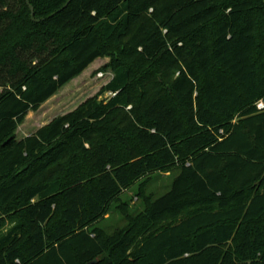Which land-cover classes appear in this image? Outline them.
I'll return each instance as SVG.
<instances>
[{
	"label": "trees",
	"instance_id": "16d2710c",
	"mask_svg": "<svg viewBox=\"0 0 264 264\" xmlns=\"http://www.w3.org/2000/svg\"><path fill=\"white\" fill-rule=\"evenodd\" d=\"M29 2L0 0V264H264V0ZM105 55L97 96L16 138ZM173 168L124 230L92 226Z\"/></svg>",
	"mask_w": 264,
	"mask_h": 264
},
{
	"label": "rangeland",
	"instance_id": "374dc122",
	"mask_svg": "<svg viewBox=\"0 0 264 264\" xmlns=\"http://www.w3.org/2000/svg\"><path fill=\"white\" fill-rule=\"evenodd\" d=\"M112 53V52H111ZM111 56L98 57L85 70L62 86L53 96L35 111H28L17 126L16 138L33 134L54 118L75 110L90 97L97 96L102 87L112 78ZM110 93H103L98 99H106ZM79 164V162H77ZM82 171L80 167L79 171ZM177 169L157 171L133 180L113 200L110 210L92 226L105 236L124 230L137 213L146 208L148 202L162 195L169 187ZM57 216L51 219L54 222Z\"/></svg>",
	"mask_w": 264,
	"mask_h": 264
},
{
	"label": "water",
	"instance_id": "95a60500",
	"mask_svg": "<svg viewBox=\"0 0 264 264\" xmlns=\"http://www.w3.org/2000/svg\"><path fill=\"white\" fill-rule=\"evenodd\" d=\"M25 1H26L27 5H28V8H29V10H30L32 20H33V21H36V22L39 21V19H36V18L34 17L33 7H32V5L30 4L29 0H25ZM70 1H71V0H67V2L63 5L62 8H64V7H65ZM95 263H97V259H94L93 261H91V262H89V263H87V264H95Z\"/></svg>",
	"mask_w": 264,
	"mask_h": 264
},
{
	"label": "built area",
	"instance_id": "2783aa9c",
	"mask_svg": "<svg viewBox=\"0 0 264 264\" xmlns=\"http://www.w3.org/2000/svg\"><path fill=\"white\" fill-rule=\"evenodd\" d=\"M256 107H257L258 109H263V108H264V104H263V102H262V101L257 102V103H256Z\"/></svg>",
	"mask_w": 264,
	"mask_h": 264
}]
</instances>
